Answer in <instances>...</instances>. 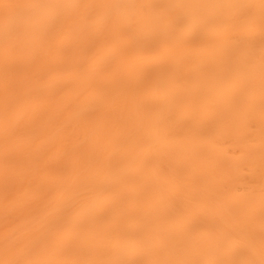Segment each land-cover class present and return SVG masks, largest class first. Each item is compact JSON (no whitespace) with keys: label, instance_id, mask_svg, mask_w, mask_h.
Masks as SVG:
<instances>
[{"label":"bare ground","instance_id":"1","mask_svg":"<svg viewBox=\"0 0 264 264\" xmlns=\"http://www.w3.org/2000/svg\"><path fill=\"white\" fill-rule=\"evenodd\" d=\"M0 264H264V0H0Z\"/></svg>","mask_w":264,"mask_h":264}]
</instances>
